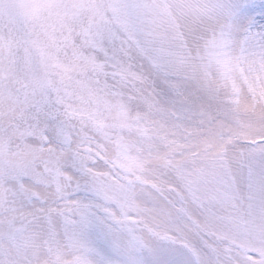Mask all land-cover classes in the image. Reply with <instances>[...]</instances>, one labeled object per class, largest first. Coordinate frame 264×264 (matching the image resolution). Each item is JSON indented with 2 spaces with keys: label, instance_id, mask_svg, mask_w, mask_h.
<instances>
[{
  "label": "rangeland",
  "instance_id": "374dc122",
  "mask_svg": "<svg viewBox=\"0 0 264 264\" xmlns=\"http://www.w3.org/2000/svg\"><path fill=\"white\" fill-rule=\"evenodd\" d=\"M0 264H264V0H0Z\"/></svg>",
  "mask_w": 264,
  "mask_h": 264
},
{
  "label": "trees",
  "instance_id": "16d2710c",
  "mask_svg": "<svg viewBox=\"0 0 264 264\" xmlns=\"http://www.w3.org/2000/svg\"><path fill=\"white\" fill-rule=\"evenodd\" d=\"M139 79V78H138ZM122 92V91H121ZM36 214H38V213H34L33 215H29L30 217H33V216H35ZM25 220V219H24ZM23 220V221H24Z\"/></svg>",
  "mask_w": 264,
  "mask_h": 264
}]
</instances>
